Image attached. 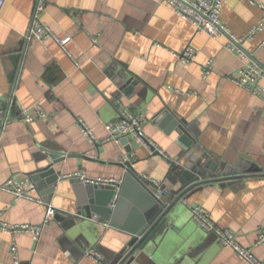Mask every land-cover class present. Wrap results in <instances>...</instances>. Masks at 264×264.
Returning <instances> with one entry per match:
<instances>
[{
	"label": "crops",
	"instance_id": "obj_1",
	"mask_svg": "<svg viewBox=\"0 0 264 264\" xmlns=\"http://www.w3.org/2000/svg\"><path fill=\"white\" fill-rule=\"evenodd\" d=\"M36 3L4 0L0 12V99L7 105L11 102L0 137V184L28 179L36 186L32 194L45 203L0 189V219L40 224L48 204L56 213L62 209L75 214L85 206L83 201L88 205L90 200L88 184L66 178L77 171L93 178L122 179L117 190L126 194L115 220H86L77 224L75 235L66 232L56 213L38 241L32 232L17 234L20 264H108L107 258L127 244L129 233L120 227L133 228L134 211L145 197L134 182L123 187V156L133 158L136 172L147 182H160L165 191L179 186L173 187L167 176L170 161L186 149L171 118L158 120L163 110L197 124L200 153L210 154L229 169L262 170L236 185L216 181L198 187L178 204L157 244L131 264H248L197 223L191 210L197 205L264 261V244L254 245L264 230V72L255 84L260 93L233 82L232 76L255 62L231 50L232 40L225 33L212 37L197 31L161 0H46L41 19L58 37L71 36L68 51L52 38L26 40ZM263 12L249 0H224L221 21L232 37L240 38L260 22ZM189 44L198 49L197 60L190 64L175 56ZM243 46L264 65V30ZM208 59L213 60V71L204 76ZM120 75L139 79L129 94L120 89ZM115 99L144 114L145 136L161 154L154 155L134 136H128L132 148L128 153L121 139L93 143L84 135L80 120L98 137L108 136L106 124L120 119ZM21 106L29 110V117ZM42 147L70 154L55 164L60 172L57 185L54 175L39 182L32 179L52 162ZM83 225L91 230L79 235ZM11 241V235L0 229V264H14ZM97 245L102 261L86 255Z\"/></svg>",
	"mask_w": 264,
	"mask_h": 264
},
{
	"label": "water",
	"instance_id": "obj_2",
	"mask_svg": "<svg viewBox=\"0 0 264 264\" xmlns=\"http://www.w3.org/2000/svg\"><path fill=\"white\" fill-rule=\"evenodd\" d=\"M224 33L228 35L232 41H235L228 32L225 31ZM238 45L255 64L264 69V65L255 59L244 46ZM119 77L122 85L120 89L125 94H129L130 91H133L139 83L138 78H127L125 75H120ZM114 98H118V96ZM116 100L117 99H115L114 102ZM164 116L171 118V125L177 132L180 142L186 149L179 158L170 161V170L167 176V180L171 182L173 187L176 185L179 186L178 188H170L165 191L163 198L158 199L155 192L148 187V184L143 181L136 172L134 162L125 161L123 163L126 168L125 184L123 187L129 182L136 183L137 189H139V192H142L141 195L145 197V202L142 203L140 209L134 211L136 223L133 228L128 230L125 225L120 227L122 230L129 233L130 238L121 250L114 252L111 258H107L106 262L108 264H131L134 261H139L140 255L147 253L150 246L152 244L155 245V243L157 244L159 239L164 235L167 227H169L173 221V211L178 204L184 201L185 198L198 187L216 181L226 183L227 185H236L243 178L252 173L253 175L256 174L260 169L256 168L254 170L244 171L237 168L229 169L222 166L220 162L215 161L210 154L204 152L200 153L198 151L197 146L200 130L195 122L187 123L184 120H180L171 114L169 110H163L158 116V120L160 119L159 117L162 119ZM121 141L125 146V150L128 153L132 152V148L128 143V136L122 137ZM146 142L149 143L154 155L161 154L157 147L147 138ZM42 149L48 154L47 156L52 159V162L40 168L33 174L32 179L39 182L42 177L54 175L52 181H54V185H57L55 183L60 179V172L56 170L55 164L65 160L70 154L68 155L60 150L48 149L45 147H42ZM260 170H262V168ZM68 180H72L73 183L79 181L76 177H71ZM86 187L90 196L88 205H86V201H83V205L85 206H79L75 214L60 209L55 215L66 232H71L72 235L76 234L73 232L77 230V224H81L86 220L93 221L92 219H95L101 223H105L110 219L115 220L124 205L123 196L126 194L124 189L118 192L117 187L113 185H87ZM162 188L165 189L166 186H162ZM79 230V235H82L85 230L91 229L87 225H83ZM96 249L101 252V246L97 245Z\"/></svg>",
	"mask_w": 264,
	"mask_h": 264
},
{
	"label": "built area",
	"instance_id": "obj_3",
	"mask_svg": "<svg viewBox=\"0 0 264 264\" xmlns=\"http://www.w3.org/2000/svg\"><path fill=\"white\" fill-rule=\"evenodd\" d=\"M169 4L178 15L185 20L192 22L199 32H206L212 37H217L224 32H228L221 21V12L224 6V0H161ZM251 3L258 4L264 10V1L258 2L257 0H249ZM4 0H0V12ZM46 0H37L36 8L33 16L32 26L26 34V40L38 39L41 41L48 40L50 38L58 42L66 51L67 43L71 40V36L64 38L58 37L50 25L41 19V13L45 9ZM264 30V12L259 23L254 25L243 37L234 38L228 47L231 50H236L241 57H246L245 52L239 47L238 44L243 46L244 41L255 37L259 32ZM178 60L183 63H193L197 60L198 49L189 44L179 52L175 53ZM213 71V60L208 59L203 65V74L208 76ZM264 72V69L259 65L254 64L246 66L241 70V73L237 76H232L231 79L236 84L253 90L255 93H260L262 89L255 85L258 78ZM119 105L120 119L110 121L106 124V130L108 136L100 138L96 135L94 130L89 127L84 121L80 120L79 125L86 137H88L93 143H102L110 140L119 141L124 136H134L138 138L142 143L146 142L145 136V123L147 119L144 114L136 112L133 109L125 108L122 106L121 101L115 102ZM11 106L4 103L0 99V137L3 132L8 109ZM21 112L25 117H29V110L25 106H21ZM160 151V150H159ZM161 153V151H160ZM131 156H123L122 162L132 161ZM68 177H76L84 184L88 185H113L117 188L120 187L122 179L116 177H90L86 174V171H77L75 174L67 175ZM140 178L148 184V187L153 190L158 199H162L165 194V189L162 188L161 183L157 181L147 182L144 176ZM0 189L12 193L16 198H26L29 200L37 201L39 203H45L41 198L35 197L32 193L36 190L35 184L29 182L28 179L22 181H14L10 179L3 184H0ZM193 218L197 223L207 232L213 233L217 236L219 243L226 248L234 250L242 259L248 264H264L260 258L256 256L252 246H245L239 242L237 236L230 228L221 226L211 216V214L202 206L191 207ZM56 213L55 208L50 204L47 205V212L45 219L40 224L30 223H9L0 219V229L12 237L10 253L13 258L14 264H20L19 258V245L16 240V235L21 232H32L35 240H39L41 234L49 222ZM108 227L109 224H106ZM264 244V230L259 233L258 239L254 245ZM86 255L90 256L98 261L103 260V255L98 250L91 248L86 251Z\"/></svg>",
	"mask_w": 264,
	"mask_h": 264
}]
</instances>
